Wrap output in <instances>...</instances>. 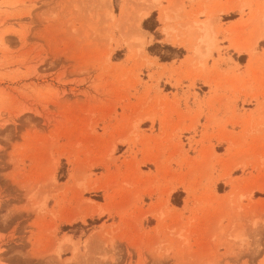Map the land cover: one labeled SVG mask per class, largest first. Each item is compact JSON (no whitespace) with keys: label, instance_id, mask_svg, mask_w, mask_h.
<instances>
[{"label":"rangeland","instance_id":"374dc122","mask_svg":"<svg viewBox=\"0 0 264 264\" xmlns=\"http://www.w3.org/2000/svg\"><path fill=\"white\" fill-rule=\"evenodd\" d=\"M108 1L0 0V264H264V0Z\"/></svg>","mask_w":264,"mask_h":264},{"label":"bare ground","instance_id":"6f19581e","mask_svg":"<svg viewBox=\"0 0 264 264\" xmlns=\"http://www.w3.org/2000/svg\"><path fill=\"white\" fill-rule=\"evenodd\" d=\"M110 1V0H109ZM108 1V2H109ZM148 15V12L143 16V17H146ZM169 15H165V13H162L161 14V16H160V21H162V22H164L165 20H169ZM192 31V30H191ZM187 36H189V35H187ZM188 38V37H187ZM187 38H185V40L187 39ZM188 40V39H187ZM172 42H173V44H175V45H177V44H181V43H183L184 45H188V42H189V40L188 41H185V42H182V40H178V41H176L175 39H172ZM186 43V44H185ZM190 45V44H189Z\"/></svg>","mask_w":264,"mask_h":264}]
</instances>
